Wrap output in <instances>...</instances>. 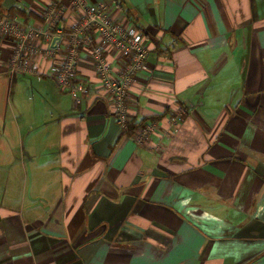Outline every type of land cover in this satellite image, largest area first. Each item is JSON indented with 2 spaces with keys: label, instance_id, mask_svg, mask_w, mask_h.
I'll list each match as a JSON object with an SVG mask.
<instances>
[{
  "label": "crops",
  "instance_id": "crops-1",
  "mask_svg": "<svg viewBox=\"0 0 264 264\" xmlns=\"http://www.w3.org/2000/svg\"><path fill=\"white\" fill-rule=\"evenodd\" d=\"M59 1L52 31L68 33L72 0H0V14L41 28ZM88 3L144 35L131 125L112 120L92 48L75 104L50 74L69 37L40 41L55 51L23 73L0 36V264H264V0ZM104 52L119 75L125 58Z\"/></svg>",
  "mask_w": 264,
  "mask_h": 264
},
{
  "label": "built area",
  "instance_id": "built-area-1",
  "mask_svg": "<svg viewBox=\"0 0 264 264\" xmlns=\"http://www.w3.org/2000/svg\"><path fill=\"white\" fill-rule=\"evenodd\" d=\"M77 14L74 29L65 33L63 29L52 31L63 15L61 1L50 8L46 14L45 25L41 28L20 21L13 15L0 14V36L8 38L16 45L14 55V71L32 73L24 59L31 60L34 56L46 57L52 54L59 45L57 39L69 37L65 59L60 65L53 66L50 74L52 79L72 97L77 104L81 97L90 93L87 82L78 79V63L84 47H90L95 59V68L108 100L114 106L113 119L123 133H127L130 121L128 94L137 75L146 69L148 50L144 44V35L137 28H124L111 17L107 4L90 5L88 0H72ZM98 34L101 43H94L93 35ZM55 46L41 48L40 41ZM104 44L112 45L124 59V66L119 75H114L105 57ZM150 130L152 128L150 127ZM127 136V134H123ZM142 144L143 137H132Z\"/></svg>",
  "mask_w": 264,
  "mask_h": 264
},
{
  "label": "rangeland",
  "instance_id": "rangeland-1",
  "mask_svg": "<svg viewBox=\"0 0 264 264\" xmlns=\"http://www.w3.org/2000/svg\"><path fill=\"white\" fill-rule=\"evenodd\" d=\"M112 120L115 122V120L112 118ZM116 123V122H115ZM117 124V123H116Z\"/></svg>",
  "mask_w": 264,
  "mask_h": 264
},
{
  "label": "trees",
  "instance_id": "trees-1",
  "mask_svg": "<svg viewBox=\"0 0 264 264\" xmlns=\"http://www.w3.org/2000/svg\"><path fill=\"white\" fill-rule=\"evenodd\" d=\"M131 125V124H130Z\"/></svg>",
  "mask_w": 264,
  "mask_h": 264
}]
</instances>
